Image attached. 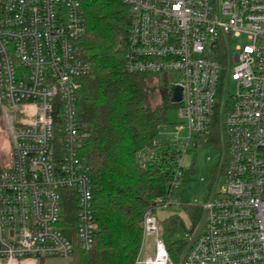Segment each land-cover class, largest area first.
I'll return each mask as SVG.
<instances>
[{"label": "built area", "instance_id": "obj_1", "mask_svg": "<svg viewBox=\"0 0 264 264\" xmlns=\"http://www.w3.org/2000/svg\"><path fill=\"white\" fill-rule=\"evenodd\" d=\"M123 2L130 14L124 70L162 79L169 101L170 88H181L174 131H158L137 155L141 167L159 165L168 180L139 222L133 264H264V0ZM84 33L78 0H0V116L9 140L0 164V264L67 259L76 247H93L78 110L80 79L92 70L78 46ZM241 36L242 46L234 41ZM216 117L217 179L225 181L173 260L156 211L181 205L183 157ZM147 238L152 249L144 252Z\"/></svg>", "mask_w": 264, "mask_h": 264}, {"label": "trees", "instance_id": "obj_2", "mask_svg": "<svg viewBox=\"0 0 264 264\" xmlns=\"http://www.w3.org/2000/svg\"><path fill=\"white\" fill-rule=\"evenodd\" d=\"M78 1L85 26L78 46L82 58L92 66L80 79L78 110L97 232L92 249L76 247L69 263L133 264L142 242L139 222L153 200L165 194L168 180L159 165L141 167L137 155L151 146L159 128L168 123L167 111L179 105L161 97L162 105L150 108L156 79L124 70L130 14L123 0ZM204 138L220 149L217 117ZM187 213L192 226L203 216L201 207H188ZM67 217L72 223V216ZM160 223L162 239L176 260L183 249L171 239L177 221L169 217Z\"/></svg>", "mask_w": 264, "mask_h": 264}, {"label": "rangeland", "instance_id": "obj_3", "mask_svg": "<svg viewBox=\"0 0 264 264\" xmlns=\"http://www.w3.org/2000/svg\"><path fill=\"white\" fill-rule=\"evenodd\" d=\"M238 45H244L247 40L241 36L234 40ZM234 46V45H233ZM153 80L152 87L155 90L150 91L149 107L154 109L162 105L161 95L159 90L163 87V80ZM235 89L234 83L229 84V93H233ZM168 123L159 128L160 133H168L174 131V126L179 122L176 108H170L167 111ZM6 127L3 124L0 116V164L7 161L9 140ZM189 152L184 155L182 161V168L184 177L178 188L176 197L180 200V206H171L166 209L156 211L157 219L161 222L169 217H174L177 221L176 229L172 235L173 243H181L186 236L188 229L191 226V221L187 213V208L201 207L208 199L211 191L217 187L220 188L224 184V178L215 177L216 169L219 164L221 150L211 142H207L205 138L202 139L198 147H190ZM63 235L71 240V230H63ZM163 233V228H162ZM153 244L152 238L145 240L144 252L151 251ZM70 258H41L38 259L37 264H70ZM176 262V261H175Z\"/></svg>", "mask_w": 264, "mask_h": 264}, {"label": "water", "instance_id": "obj_4", "mask_svg": "<svg viewBox=\"0 0 264 264\" xmlns=\"http://www.w3.org/2000/svg\"><path fill=\"white\" fill-rule=\"evenodd\" d=\"M169 89L167 88H161L159 90V93L161 95L162 98H165L166 95L168 94ZM170 92L172 97L170 98V102L174 103V104H178L181 102V88L179 86H173L170 88ZM204 220H205V214L202 218L201 224H200V228H202L203 224H204Z\"/></svg>", "mask_w": 264, "mask_h": 264}, {"label": "flooded vegetation", "instance_id": "obj_5", "mask_svg": "<svg viewBox=\"0 0 264 264\" xmlns=\"http://www.w3.org/2000/svg\"><path fill=\"white\" fill-rule=\"evenodd\" d=\"M163 88H167L168 89V87H166V86H164ZM217 170V169H216ZM219 171H216V177L218 176V173Z\"/></svg>", "mask_w": 264, "mask_h": 264}]
</instances>
